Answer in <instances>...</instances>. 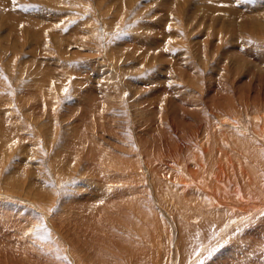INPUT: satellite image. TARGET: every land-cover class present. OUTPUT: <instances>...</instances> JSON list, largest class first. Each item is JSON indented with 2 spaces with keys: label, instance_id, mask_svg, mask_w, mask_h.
Listing matches in <instances>:
<instances>
[{
  "label": "rangeland",
  "instance_id": "obj_1",
  "mask_svg": "<svg viewBox=\"0 0 264 264\" xmlns=\"http://www.w3.org/2000/svg\"><path fill=\"white\" fill-rule=\"evenodd\" d=\"M5 2L11 10L15 3L21 15L7 21L0 7V219L12 218L15 240L46 228L66 249V237L59 238L36 210L52 216L57 208L55 224L94 205L90 182L101 180L84 168L94 163L86 161L92 141L104 152L122 147L116 166L106 161L113 174L124 157L137 162L133 175L142 187L147 182L167 235L172 214L154 200L147 173L170 162L163 158L167 147L160 144L152 163L140 157L142 144L150 149L160 142L157 128L167 130L161 136L179 152L195 146L188 157L204 156L203 165L222 144L213 132L225 128L238 139L245 136L257 160L240 158L264 178V151L251 134L264 128V0H0ZM188 63L186 85L178 75ZM100 128H114L119 138ZM203 136L215 146L206 155ZM233 142L228 136L224 145L238 151ZM163 168L166 175L171 171L169 179L178 175L175 166ZM122 169L127 176L129 167Z\"/></svg>",
  "mask_w": 264,
  "mask_h": 264
},
{
  "label": "bare ground",
  "instance_id": "obj_2",
  "mask_svg": "<svg viewBox=\"0 0 264 264\" xmlns=\"http://www.w3.org/2000/svg\"><path fill=\"white\" fill-rule=\"evenodd\" d=\"M0 7L4 10L7 21L12 20L13 17L15 19L21 17L15 3L12 6V8L15 7L13 10L8 2L0 4ZM27 25L26 22V25L22 26ZM186 67L187 69L184 68L183 73L178 75L185 84L188 80L186 75L189 73L186 71L191 70L192 63H188ZM208 80L213 79L208 77ZM176 92L179 94V89H176ZM100 129L102 135L104 132L114 130V128ZM157 129L161 132L164 130L165 133L167 131L165 128ZM115 131L112 134H116V138H119L120 134ZM132 132L134 133L133 130ZM161 132L159 131L160 142L157 141V147L148 149L145 144H142L144 156L140 154V157L141 159L144 157L143 163L144 159L147 163L154 162V157L159 154V147L163 142L167 147L163 158H168L170 161H167L169 164L163 163L164 166L178 168V175L173 174L171 179H169L171 171L168 170L166 175L164 170L167 169L163 168L164 166L161 168L156 165L152 170L147 171L149 182L153 181L150 185L154 187H152L154 200L157 198V203L168 207V211L172 214L173 219H169L172 234L167 235L164 228L165 220L158 217L154 207L151 206L152 199L146 193V188L149 187H146L147 182L142 187L141 179H136L133 175V169L138 171L137 162H128V157H124L121 166L117 167L118 174H113L112 169L107 170L108 166L105 164L109 161V167L116 166L125 154L122 147L114 146V149L111 146L113 150L104 152L103 148L92 141L88 143V149L85 150L87 151L86 161L93 160L94 163L89 165L84 163V168H88L89 171L94 170L90 172L91 175L101 180L100 185L92 186L90 182L89 189L94 193L87 192L92 196L94 205H88V210L82 209L73 213L70 218L62 217L60 222L58 220L59 223L55 224L53 220L57 208L55 211L53 209L52 216H48L45 211L42 212L41 208L36 210L37 213L47 216L50 229L53 232L56 231L59 238L63 235L66 237V240L62 238V243L67 245L66 249H61L57 243L59 239L46 228H42L39 234L35 231L34 235H22L16 237L19 240H15L14 229H11L10 225L12 218L0 219V256L3 257L0 259V264H20L19 261L23 264H264V239L260 238L264 235V178L259 177L251 169L252 162L244 161L239 154L245 155L246 159L257 160L253 145L246 141L248 138L240 135L238 139L225 128L213 132V139L218 140L221 136V147H216L219 156L217 152L211 153L207 165H203L201 161L204 160V156L188 157L197 151L194 149L195 146L192 147L195 151L187 148L186 151L179 152L175 145H171L169 140L161 136ZM251 134L264 151V128L259 132L252 130ZM87 135L83 138H88ZM228 136L231 137V141H234L233 144L239 149L238 151L234 150L232 145H224ZM205 138L206 141L200 143L197 141L201 147L204 146L202 151L204 155L211 149H215L214 144L205 143L208 141V138ZM81 144L83 143L79 145ZM194 162V165L191 164ZM224 163L230 167L222 166ZM197 164L199 170L194 171ZM125 165L129 167L127 176L122 169ZM179 166L182 168L179 169ZM145 167L148 168L146 165ZM6 184L8 185V182ZM157 189H161V193ZM155 190H157L156 193ZM1 192L4 191L1 190ZM49 199L53 201L54 197ZM57 201L58 204L62 203L61 198ZM28 216L32 218L30 214ZM256 218L260 220L254 225L252 222ZM68 222L71 223V229ZM260 223L263 224L259 229L257 227ZM27 248L30 251H26ZM29 253L31 254L28 255ZM66 255L69 256L68 259Z\"/></svg>",
  "mask_w": 264,
  "mask_h": 264
},
{
  "label": "snow or ice",
  "instance_id": "obj_3",
  "mask_svg": "<svg viewBox=\"0 0 264 264\" xmlns=\"http://www.w3.org/2000/svg\"><path fill=\"white\" fill-rule=\"evenodd\" d=\"M13 2H15V0H13ZM67 91V90H66Z\"/></svg>",
  "mask_w": 264,
  "mask_h": 264
}]
</instances>
